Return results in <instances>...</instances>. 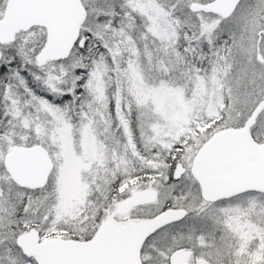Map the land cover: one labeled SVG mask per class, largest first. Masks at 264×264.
<instances>
[{
    "label": "snow or ice",
    "instance_id": "6c2138e0",
    "mask_svg": "<svg viewBox=\"0 0 264 264\" xmlns=\"http://www.w3.org/2000/svg\"><path fill=\"white\" fill-rule=\"evenodd\" d=\"M0 264H264V0H0Z\"/></svg>",
    "mask_w": 264,
    "mask_h": 264
}]
</instances>
